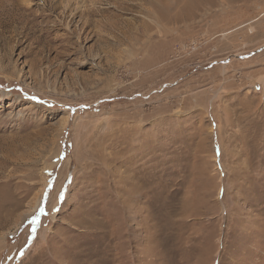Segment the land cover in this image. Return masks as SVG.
Segmentation results:
<instances>
[{
  "label": "rangeland",
  "instance_id": "374dc122",
  "mask_svg": "<svg viewBox=\"0 0 264 264\" xmlns=\"http://www.w3.org/2000/svg\"><path fill=\"white\" fill-rule=\"evenodd\" d=\"M167 3L0 0V264H264V0Z\"/></svg>",
  "mask_w": 264,
  "mask_h": 264
},
{
  "label": "bare ground",
  "instance_id": "6f19581e",
  "mask_svg": "<svg viewBox=\"0 0 264 264\" xmlns=\"http://www.w3.org/2000/svg\"><path fill=\"white\" fill-rule=\"evenodd\" d=\"M167 1L168 0H165V2H166V4H167V6H169V4L167 3ZM27 16V15H26ZM25 16V17H26ZM30 16V15H29ZM36 19V18H35ZM31 21H33V20H31ZM88 22V21H87ZM37 25V24H36ZM22 29H23V31H25V30H27V35H28V38H30V37H32V36H34V33H35V30L32 28V26H29L28 24H27V22L22 26ZM22 31V32H23ZM25 33V32H24ZM7 213V212H6ZM8 216V215H7ZM8 217H6V219H7ZM10 218V217H9ZM6 221V220H5Z\"/></svg>",
  "mask_w": 264,
  "mask_h": 264
}]
</instances>
